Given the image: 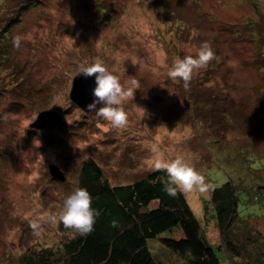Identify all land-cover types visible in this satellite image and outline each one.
I'll list each match as a JSON object with an SVG mask.
<instances>
[{
    "label": "rangeland",
    "instance_id": "rangeland-1",
    "mask_svg": "<svg viewBox=\"0 0 264 264\" xmlns=\"http://www.w3.org/2000/svg\"><path fill=\"white\" fill-rule=\"evenodd\" d=\"M16 8L0 0V264L74 236L62 229L61 209L83 162L111 185L128 184L157 170L159 152L183 156L205 177L203 189H181L211 243L220 239L204 205L228 179L242 186L239 218L264 237V0H31ZM205 43L214 58L190 81L173 77L176 59ZM96 59L126 89L139 84L123 103L122 128L69 97L80 67ZM42 111L60 122L30 128ZM147 245L159 264H184L158 240ZM218 258L236 264L222 251Z\"/></svg>",
    "mask_w": 264,
    "mask_h": 264
},
{
    "label": "trees",
    "instance_id": "trees-1",
    "mask_svg": "<svg viewBox=\"0 0 264 264\" xmlns=\"http://www.w3.org/2000/svg\"><path fill=\"white\" fill-rule=\"evenodd\" d=\"M11 1L17 4L18 14L31 2ZM166 179L161 169L132 183L111 185L97 164L83 162L78 187L90 192L92 206L100 212L93 230L84 235L76 231L54 249L23 254L19 264H159L148 249L149 240H158L184 264H220L218 251L235 259L236 264H264V237L238 216L241 185L228 179L211 190L210 204L204 205V211L213 208L206 214L214 218L218 229L220 241L213 244L183 190L174 196L163 190ZM113 220L118 222L115 227ZM61 226L71 228L62 220Z\"/></svg>",
    "mask_w": 264,
    "mask_h": 264
},
{
    "label": "clouds",
    "instance_id": "clouds-1",
    "mask_svg": "<svg viewBox=\"0 0 264 264\" xmlns=\"http://www.w3.org/2000/svg\"><path fill=\"white\" fill-rule=\"evenodd\" d=\"M22 40L23 37L20 35L14 37V46L19 48ZM214 56L212 47L205 43L195 55L178 57L171 75L185 82L190 81L193 72L205 67ZM78 73H82L85 77L95 74V87L92 89V94L96 99L87 107L94 109L97 103H102L103 106L96 113L109 121L113 127H124L127 122V114L123 103L127 97L133 96V91L139 87L138 82L133 80V88L126 89L121 83V78L110 71L102 59H96L90 65H82ZM155 168L157 170L163 169L167 174V179L162 183L164 185L163 190L168 195L174 196L181 187L185 190H191L196 186H200L201 189L205 187V177L198 173L191 162L183 156L178 155L175 158L167 159L163 152H159L155 161ZM92 204L93 196L90 192L86 188H76L63 200L62 222L81 235L90 233L96 218L100 215L99 210ZM117 223L113 220L112 226H117Z\"/></svg>",
    "mask_w": 264,
    "mask_h": 264
},
{
    "label": "water",
    "instance_id": "water-1",
    "mask_svg": "<svg viewBox=\"0 0 264 264\" xmlns=\"http://www.w3.org/2000/svg\"><path fill=\"white\" fill-rule=\"evenodd\" d=\"M95 74L93 76L85 77L82 73L76 74L71 83L69 97L83 112L98 111L103 106L102 103H97L94 109H89L87 106L96 99L92 94V89L95 87ZM60 114L55 111H42L37 115L35 121L30 124V128L35 130H43L54 122H60ZM50 175L63 182L65 180L64 173L59 171L56 166L49 167Z\"/></svg>",
    "mask_w": 264,
    "mask_h": 264
}]
</instances>
